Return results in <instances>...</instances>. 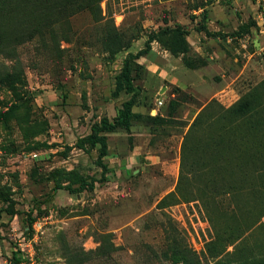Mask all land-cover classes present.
<instances>
[{
	"label": "rangeland",
	"instance_id": "obj_1",
	"mask_svg": "<svg viewBox=\"0 0 264 264\" xmlns=\"http://www.w3.org/2000/svg\"><path fill=\"white\" fill-rule=\"evenodd\" d=\"M215 1L100 0L88 8L53 7L42 33L29 38L28 32L46 23L41 5L45 12L53 9L45 8L47 0H0L6 38L0 78L20 68L23 79L16 91L0 83V114L17 106L0 120V192L10 195V209L17 212L0 215V264H12L13 252L22 264H186L172 249L171 236L182 238V250H192L199 264L214 263L207 247L217 235L246 237L245 248L264 255V225L257 224L264 222V127L232 126L216 152L203 147L221 126L206 125L198 133V152H182L191 124L208 103L230 107L264 81L258 29L233 37L256 16L254 0L211 7ZM183 19L190 24L184 26L192 48L186 57L194 64L212 61V67L202 83L197 73L185 71L171 81L175 67L190 70L183 55L151 43L133 73L140 118L129 131L106 134L104 177L99 147L80 148L78 140L102 118L113 120L130 97H113L130 54L145 50L153 32ZM203 26L219 35H206ZM246 52L252 58L244 70ZM220 83L209 96L208 84ZM185 153L200 160L203 176L194 160L183 159ZM79 178L97 180L95 189L79 195L56 189ZM1 207L7 205L0 199ZM31 211L37 216L32 229ZM221 258L226 264L237 259L226 253Z\"/></svg>",
	"mask_w": 264,
	"mask_h": 264
},
{
	"label": "trees",
	"instance_id": "obj_2",
	"mask_svg": "<svg viewBox=\"0 0 264 264\" xmlns=\"http://www.w3.org/2000/svg\"><path fill=\"white\" fill-rule=\"evenodd\" d=\"M99 1L100 0H47V5L45 8H71L77 7L79 5L81 7L88 8ZM56 8L49 10V12H45L41 5V11L39 14L43 17H47L46 23L44 25L35 26L32 31L27 33V37L33 38L39 33H42L44 27L47 25L48 20L51 21L50 17H52L53 10H56ZM253 27H256V21L254 19L247 24H242L238 31L233 34V37H244L250 34L251 28ZM1 28L2 26L0 25V29ZM200 31H204L208 36L219 35L214 32L212 33L205 26L200 28ZM189 34V29L182 24H174L173 26L166 24L164 28L159 29L158 32H153V34H150L145 50H142L137 55L130 54L129 58L125 60L122 70L116 78L113 97L119 98L122 94L129 95L130 97L122 103L118 115L113 120H110L107 117L102 118L99 123H95L92 126L91 133L87 137L78 140V146L80 148H84L86 145L99 147V165L102 168V174L104 177L109 173V167L104 162L105 158L108 156V137L106 134L117 129H125L129 131L132 127V123L137 118H140V116L134 112V108L137 105V98L139 96L133 76L134 69L137 67L136 60L151 50V43L154 41H159L174 57L183 55L187 68L192 70L199 69L207 63L194 64L189 60V58L186 57L190 54L192 49L188 41ZM3 39L6 40L5 36L0 33V45ZM22 82V71L20 68H17L14 72L7 71L0 78V83L6 85L13 91H16L17 86L22 84ZM262 91H264V81L254 89H251L246 94H244L230 107L226 108L221 104L219 105L218 101L216 100H212L210 103H208L191 124L182 152H198V149L201 147L198 133L200 130H203V128H207L206 125L209 126L207 129H210L213 126H221L222 132L219 134L218 132H212L210 142L207 143L206 147H203L207 150L216 147V152H221L220 148L222 147L223 143L227 142L228 132L232 126L245 125L250 130L264 127V98ZM16 108L17 106L14 105L12 106V110L10 109L7 112L1 113L0 120L4 119ZM213 108L218 109V112L211 113ZM153 120L156 121L157 119L153 118ZM183 159L194 160L200 175L203 176L201 162H199L200 160L198 158L194 157L192 159L187 156V153H185ZM105 179V181H108V178ZM96 183L97 180L95 179L88 181L85 178H79L68 185L63 186L57 184L56 189L66 190L71 195H79L85 191H93L95 189ZM0 199L3 204L7 205L6 208H0V215L6 213L11 217L15 216L17 214L16 210L10 209L12 201L10 195L7 192L2 191L0 192ZM28 217L27 225L32 229L33 224L37 220V216H34V211H31L28 214ZM257 224L264 225V222L259 221ZM242 238L243 237L233 239L231 237L222 238L221 236L217 235L216 239L207 247V254L213 259V264H226L223 258L219 259L224 253H226V255L229 254L237 257L236 261L231 264H264V255L256 256L255 254L250 253L245 248V246H247L245 242L248 238ZM179 239L174 236L169 237V240L172 242V249L185 259L186 264H199L198 259H196V256H194L192 250H182ZM230 246L233 247V251L227 252ZM23 261L24 259L17 252H13L11 258L12 264H21Z\"/></svg>",
	"mask_w": 264,
	"mask_h": 264
},
{
	"label": "crops",
	"instance_id": "obj_3",
	"mask_svg": "<svg viewBox=\"0 0 264 264\" xmlns=\"http://www.w3.org/2000/svg\"><path fill=\"white\" fill-rule=\"evenodd\" d=\"M240 1L241 0H238V1H236L238 4H240ZM252 3V2H251ZM218 4H220V2H217V1H215L212 5H211V7L212 6H216V5H218ZM245 4H248V6L250 7V4L247 2V1H245ZM243 7H245V6H243ZM208 8V7H207ZM257 10V7H256V9H255V11ZM201 11V9L199 10V11H195L196 13H199ZM255 18V17H254ZM208 20H207V24H208V21H209V17L207 18ZM184 20V19H183ZM182 20V21H183ZM179 23H181L182 25H188V26H190V24H189V21L186 19V21L184 20L183 22H181V21H179ZM212 23V20H210V23L209 24H211ZM191 36H193V34L192 35H190V37ZM228 41H229V39H228ZM230 42V41H229ZM244 57H247L248 58V60H247V63H246V65H244V70H245V68L248 66V64L250 63V60H251V58H252V54H250V53H248V52H246L245 54H244ZM212 58V57H211ZM210 60H212V59H210ZM171 63L172 62H169L168 63V65L169 66H171ZM212 61H209V62H207V64L206 65H204V66H202V67H200L199 69H196L195 71H192V69H190V70H187V69H184L183 67H181V68H179V67H175V71L174 70H170L172 73H174L175 72V75L176 76H174L173 75V77H172V80L171 81H174L175 79H177V80H180L179 78V76H178V74L177 73H180V72H188V73H192V72H195V73H197L198 75H199V77H200V79H201V83H202V81L203 80H205L206 79V71H208V70H210V68L212 67ZM158 69H159V66H158V68L157 67H154L153 68V70H151V71H153V73H157V71H158ZM167 69H169V67L167 66ZM161 70H163L162 68H161ZM244 70L242 71V72H244ZM159 76H162V73L160 72L159 74H158ZM224 77H225V75H223ZM223 77V78H224ZM205 83H208V82H206V81H204ZM204 82H203V84H204ZM209 86H208V89H209V92H210V94H209V96H211V94L212 93H214L215 91H218V90H220L221 89V87H222V83H220V84H208ZM199 91H200V89H199ZM205 91H207V88L205 89ZM205 91H203V92H205ZM201 92V91H200ZM206 95V94H205ZM158 99V98H157Z\"/></svg>",
	"mask_w": 264,
	"mask_h": 264
},
{
	"label": "built area",
	"instance_id": "obj_4",
	"mask_svg": "<svg viewBox=\"0 0 264 264\" xmlns=\"http://www.w3.org/2000/svg\"><path fill=\"white\" fill-rule=\"evenodd\" d=\"M216 1L221 2L222 0H216ZM224 1L229 2L232 0H224ZM254 2L257 7L256 16L254 18V20L256 21V28L258 29L259 34L264 38V0H254ZM245 37L246 36H244V38ZM229 41H232V38H229ZM157 102H158L157 104L158 107H162L163 101H161L160 98L157 99ZM34 157H36V155Z\"/></svg>",
	"mask_w": 264,
	"mask_h": 264
}]
</instances>
